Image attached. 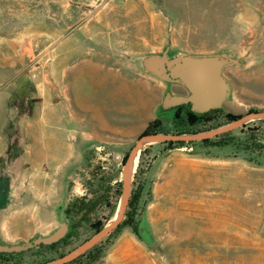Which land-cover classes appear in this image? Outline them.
Returning a JSON list of instances; mask_svg holds the SVG:
<instances>
[{"label":"rangeland","instance_id":"rangeland-1","mask_svg":"<svg viewBox=\"0 0 264 264\" xmlns=\"http://www.w3.org/2000/svg\"><path fill=\"white\" fill-rule=\"evenodd\" d=\"M108 4L126 8L99 11ZM99 15L115 21L161 20L175 39L170 54L230 50L240 58V65L224 70L232 92L213 114L216 119H196L191 125L162 112L164 131L160 133L208 132L234 121L225 119L228 114L264 112V0H0V119L32 114L39 101L36 85L45 83L42 73L49 42L59 31L75 30L77 21ZM52 57L51 53L50 60ZM61 61L55 60L52 69L60 68ZM83 94L97 104L106 102L105 112L111 106L127 104L125 95L109 90L87 87ZM91 126L89 119L66 131L50 124L45 165L30 173L33 181L29 173L19 174L25 168L23 163L29 168L40 163L31 139L25 140L23 155L10 160L7 154L1 160V238L17 243L50 233L59 224L55 207L60 204L70 212L72 236L57 253L46 254L44 247L38 254L8 257L0 264L53 262L116 219L124 192V164L140 134L114 137L110 144L83 143L78 127ZM7 133L10 141L20 137L17 120L8 125ZM206 139L143 144L132 176L130 198L143 187L136 210L128 208L111 233L63 264H264V119L251 117ZM81 143V154L70 155V145L79 152ZM168 148L173 149L166 153ZM58 163L64 171L53 177L49 168ZM9 191L12 199L7 205ZM79 199L98 200L89 219L101 221L100 230L89 222L79 223L72 211ZM143 210L154 235L151 245L136 233Z\"/></svg>","mask_w":264,"mask_h":264},{"label":"crops","instance_id":"crops-1","mask_svg":"<svg viewBox=\"0 0 264 264\" xmlns=\"http://www.w3.org/2000/svg\"><path fill=\"white\" fill-rule=\"evenodd\" d=\"M120 8L126 7L108 4L102 5L99 11L111 12ZM75 24V30L67 33L59 31L54 41L49 42V57L45 61V73H42L45 83L36 85L35 96L39 101L32 114H25L20 119H0V162L10 147L7 127L15 120L20 130L21 155L24 154L25 140L31 139L32 147L41 157L36 167L29 168L27 163H23L25 168L19 174L29 173L30 181L35 179L30 173L45 165L46 137L50 124H57L62 131H66L68 127L80 125L84 119H89L91 128L78 127L83 143L96 141L110 144L114 137L127 139L139 135L159 115L158 108L166 90L174 94L187 93L182 85L168 84L144 72L134 62L136 55L159 54L168 45L172 48L175 39L171 29L161 20L115 21L109 15H99L95 19H81ZM50 44L53 46L50 47ZM51 53L53 57L50 60ZM58 59L62 60L61 66L55 71L52 63ZM94 82L97 86L93 85ZM87 87L89 90H109L114 95L121 93L127 97V104H116V107L111 106L105 112L108 106L106 102L97 104L89 95L83 94ZM135 87L139 90L137 94L133 92ZM130 100H133L132 104ZM83 143L79 152L71 144L70 155H80ZM172 149L168 148L165 152ZM63 167L58 163L49 171L55 174L53 177H58L64 171Z\"/></svg>","mask_w":264,"mask_h":264},{"label":"water","instance_id":"water-1","mask_svg":"<svg viewBox=\"0 0 264 264\" xmlns=\"http://www.w3.org/2000/svg\"><path fill=\"white\" fill-rule=\"evenodd\" d=\"M134 61L144 72L152 74L168 84L182 85L187 90L185 94H174L171 90H166L158 108L159 114L180 105H187L195 113H206L213 109L222 108L224 103L230 99L232 92L231 83L226 78L224 70L229 66L241 64L240 58L235 56L230 50L212 53L177 51L170 54V45L159 54L136 55ZM251 117L264 119V112H251L239 119H235L220 129L208 132L196 134L153 133L140 137L132 147L124 164V192L116 219L110 225L99 231L89 241L55 261L46 264H63L69 261L78 254L95 246L119 225L129 204L132 190L133 163L143 144L170 141L191 142L215 137L238 127ZM11 199L12 196L10 193L7 205L10 204ZM3 209V205H0V216ZM55 212L58 215L59 224L50 233L37 234L30 240L17 243L5 242L0 236V253H22L30 250H39L43 245H52L64 239L69 233L71 219L65 211L63 204L57 205ZM136 233L145 244L151 245L154 242L152 227L145 210H143L140 216Z\"/></svg>","mask_w":264,"mask_h":264},{"label":"trees","instance_id":"trees-1","mask_svg":"<svg viewBox=\"0 0 264 264\" xmlns=\"http://www.w3.org/2000/svg\"><path fill=\"white\" fill-rule=\"evenodd\" d=\"M218 109H213V110H210L206 113H195V112L191 111L187 105H180V106H176L174 108H171L168 111H163V112L170 113L172 115V117H174L175 121H180V120L186 119V120H188L189 124L194 125L196 122V119H216L217 117H213V114ZM240 117H242V116L241 115L228 114L225 117V119L235 120V119H239ZM163 131L164 130H163V121H162V112H161L155 119H153L151 122H149V124L146 126V128L140 133L139 137H142V136H145L148 134H153V133H160ZM178 143H183V141H179V142L170 141V142H167V145H175ZM205 143H207V139L205 140ZM15 148H16V150H14ZM21 153H22V148H21L20 143H19V138L17 137L15 140H12L10 142L8 157L10 160H13L16 157H18ZM142 190H143V187L139 186L136 191H133L132 196L129 200V204H128L127 209L133 208L134 210H136L137 205H138V201H139L141 194H142ZM97 206H98V200L97 199H90L88 201L86 199H79L73 203L72 211L75 213L76 216H79V223L80 222L81 223L82 222L83 223L89 222L90 225L92 226V228H94L96 231H98L103 226L102 222L101 221L90 222V219H89V214L92 213L96 209ZM69 213L70 212L67 211L68 216H69ZM136 231H137V229H136ZM71 236H72V233L69 229V233L64 239H61L60 241H58L52 245H43L39 250H30V251L22 252V253H0V261L6 259L8 257H21L24 254L33 253V252L35 254H38L41 252V250L44 247H46L48 249V253H46V254L57 253L61 249V246L65 245L67 242V239L70 238ZM92 259H93V257H92ZM88 260H91V257H88ZM14 263H21L22 264V262L19 260H15L14 262H12V264H14Z\"/></svg>","mask_w":264,"mask_h":264},{"label":"bare ground","instance_id":"bare-ground-1","mask_svg":"<svg viewBox=\"0 0 264 264\" xmlns=\"http://www.w3.org/2000/svg\"><path fill=\"white\" fill-rule=\"evenodd\" d=\"M137 164H138V158L136 157V158H135V161H134V163H133V172L135 171V168H136ZM133 172H132V173H133ZM119 207H120V206H119ZM118 213H119V211H118ZM118 213H117V215H118Z\"/></svg>","mask_w":264,"mask_h":264},{"label":"flooded vegetation","instance_id":"flooded-vegetation-1","mask_svg":"<svg viewBox=\"0 0 264 264\" xmlns=\"http://www.w3.org/2000/svg\"><path fill=\"white\" fill-rule=\"evenodd\" d=\"M10 193H11V191H9V196H10ZM9 196H8V197H9ZM14 264H21V263H14Z\"/></svg>","mask_w":264,"mask_h":264}]
</instances>
